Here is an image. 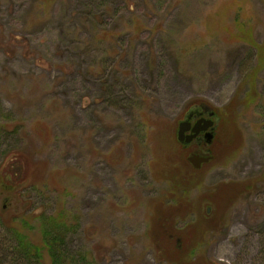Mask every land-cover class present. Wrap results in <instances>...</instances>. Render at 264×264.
Instances as JSON below:
<instances>
[{
  "label": "rangeland",
  "instance_id": "obj_1",
  "mask_svg": "<svg viewBox=\"0 0 264 264\" xmlns=\"http://www.w3.org/2000/svg\"><path fill=\"white\" fill-rule=\"evenodd\" d=\"M0 105L5 243L62 210L75 264H264V0H0Z\"/></svg>",
  "mask_w": 264,
  "mask_h": 264
},
{
  "label": "trees",
  "instance_id": "obj_2",
  "mask_svg": "<svg viewBox=\"0 0 264 264\" xmlns=\"http://www.w3.org/2000/svg\"><path fill=\"white\" fill-rule=\"evenodd\" d=\"M0 111L4 118L7 117L5 120L11 117L9 114L2 112L1 105ZM19 127L20 126L17 124L15 128L10 130L7 126L0 125V131H2V134H8L17 132ZM216 138L217 132L215 131L213 143L217 140ZM15 160H18V158ZM19 173L20 167L16 168L13 175L19 176ZM0 184H5L3 179ZM0 212L2 216H4L3 214L5 212L2 210H0ZM11 215L12 216L5 217L7 219L1 217L6 226V233L12 235L13 242L10 244L5 243L3 241V236L0 234V264H3L2 262L7 259L8 264H75L74 262L77 260V255L75 254V256L67 247V238L75 231V227L73 223L70 225L69 216L65 211L60 210L53 214L42 212L41 214L33 216L35 221L39 223L38 229L39 232H41L39 243L32 241L30 235L24 232V228L32 227L27 217L21 216V224L18 225V223L15 224L18 218L16 219L13 213ZM6 221H8V223ZM84 259L85 256H82V260Z\"/></svg>",
  "mask_w": 264,
  "mask_h": 264
},
{
  "label": "water",
  "instance_id": "obj_3",
  "mask_svg": "<svg viewBox=\"0 0 264 264\" xmlns=\"http://www.w3.org/2000/svg\"><path fill=\"white\" fill-rule=\"evenodd\" d=\"M211 115H213V113H211ZM191 124L192 123L189 120L179 123L177 136L178 140L183 143L189 144V142L193 141V139L197 137L201 131H208L210 128H213L215 125V121L210 117L209 119L202 117L193 126ZM188 130H192V133L189 135L186 134ZM213 137V130L208 131L205 134V139H207L206 142L210 144L213 141ZM212 158V155H202L194 153L190 155L188 161L191 162L196 169H200L203 163H209Z\"/></svg>",
  "mask_w": 264,
  "mask_h": 264
},
{
  "label": "flooded vegetation",
  "instance_id": "obj_4",
  "mask_svg": "<svg viewBox=\"0 0 264 264\" xmlns=\"http://www.w3.org/2000/svg\"><path fill=\"white\" fill-rule=\"evenodd\" d=\"M211 113H213V115H211ZM211 113H209V115L208 116H205V115H202V114H198V116L197 115H194V114H190L189 116H188V118H187V120H184V121H191V125L193 126L197 121H199V119H201L202 117H204V118H207V119H209V117L210 118H212L214 121H215V117H214V112L212 111ZM215 124H216V121H215ZM212 131L213 130V132H214V136H215V131H216V128H215V125H214V127L213 128H210L208 131ZM208 131H201L199 134H198V136L197 137H195L194 139H193V141H191V142H189V144H191V143H193L194 141H197V140H199L200 139V137H203L204 139H205V134L208 132ZM192 133V130H188V132L186 133L187 135H189V134H191ZM205 140H207V139H205ZM213 141H214V137H213ZM213 141L210 143V144H208L207 142H205L204 143V145H206V146H211V144L213 143ZM189 144H186V143H184V145H187V146H189ZM203 152V151H202ZM200 150H198V151H192L191 152V154H194V153H196V154H202V155H210V154H206L205 152H203L202 153ZM212 155V154H211ZM212 157H213V155H212ZM211 162V161H210ZM209 162V163H210ZM203 164H206V163H203ZM202 164V165H203Z\"/></svg>",
  "mask_w": 264,
  "mask_h": 264
}]
</instances>
